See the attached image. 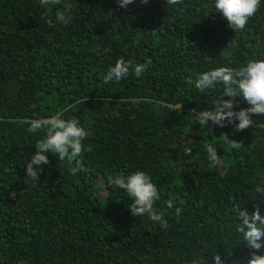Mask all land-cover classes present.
<instances>
[{
  "label": "trees",
  "instance_id": "1",
  "mask_svg": "<svg viewBox=\"0 0 264 264\" xmlns=\"http://www.w3.org/2000/svg\"><path fill=\"white\" fill-rule=\"evenodd\" d=\"M68 3L71 23H56L57 8ZM208 3L136 0L126 10L117 0H60L45 15L39 0H0V264H189L193 254L210 260L217 252L235 264L250 257L234 212L236 203L264 211L257 191H264V116L234 134L231 126L200 128L193 111L210 107L223 87L199 92L193 83L197 73L264 57V6L236 32ZM120 58L152 64L140 78L105 85L103 74ZM63 109L89 132L86 171L73 175L74 162L49 153L50 165L33 182L24 168L44 133H29V122ZM225 132L242 146L226 147ZM207 143L217 146L219 165L209 163ZM136 170L160 189L167 229L134 217L131 199L109 184L114 173Z\"/></svg>",
  "mask_w": 264,
  "mask_h": 264
},
{
  "label": "clouds",
  "instance_id": "2",
  "mask_svg": "<svg viewBox=\"0 0 264 264\" xmlns=\"http://www.w3.org/2000/svg\"><path fill=\"white\" fill-rule=\"evenodd\" d=\"M60 0H39L40 6L47 15ZM136 0H117L119 7L128 9ZM169 2V0H167ZM175 2V0H172ZM142 5H148L150 0H140ZM264 6V0H209L205 8L210 13H218L228 22L230 28L236 32L245 29L249 19ZM209 14H206L208 16ZM73 18V5L65 4L63 8H57L55 22L65 26L71 23ZM49 24L53 21L49 20ZM151 59L144 63L120 58L103 74V83L108 85L119 82L134 75L140 78L149 70ZM218 85L223 87L222 94L213 100L210 107L199 112L193 111V121L200 128H209V125L221 129L232 127V132L237 133L256 124V116H264V57L249 60L245 65L232 67H219L209 71L197 73L193 87L199 92H209ZM227 97L228 99H225ZM236 98L248 106L241 108ZM171 109L181 108L180 105H165ZM239 109V110H237ZM67 110H59L50 117L31 120L27 131L29 133L43 132V138L36 142V153L27 159L24 171L26 177L33 182L39 183L40 176L44 172L45 165H50L48 154L59 157L60 161H67L73 175L86 171L82 163V153L90 150L84 143L88 138V130L82 126L81 121L75 117L65 119ZM222 143L231 149H239L242 144L230 138L225 132L220 136ZM205 152L210 164L222 163L214 143L205 145ZM185 154H190L186 152ZM109 184L123 190L131 199L128 206L134 217H147L154 224L158 223L163 229L168 228V218L163 211L158 210L157 204L161 201V191L153 181L151 175L143 170L133 172H117L108 178ZM264 196V191L257 189ZM264 202V200H258ZM174 201H167V207L171 209ZM247 204H235L234 215L237 219L235 231L239 240L250 250L248 259H240L235 264H264V254H258L264 249V211L259 206L252 212L246 207ZM182 209L175 208V215L179 217ZM189 264H227V259H222L219 252L211 254V259H205L204 255L193 254Z\"/></svg>",
  "mask_w": 264,
  "mask_h": 264
}]
</instances>
